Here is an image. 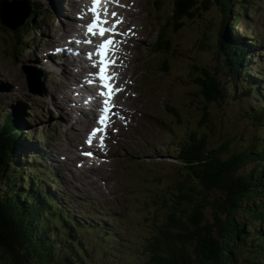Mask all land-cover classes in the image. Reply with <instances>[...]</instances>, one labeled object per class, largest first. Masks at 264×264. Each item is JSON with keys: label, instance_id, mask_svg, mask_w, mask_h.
Wrapping results in <instances>:
<instances>
[{"label": "trees", "instance_id": "obj_1", "mask_svg": "<svg viewBox=\"0 0 264 264\" xmlns=\"http://www.w3.org/2000/svg\"><path fill=\"white\" fill-rule=\"evenodd\" d=\"M250 10L244 0H172L174 31L198 36V56L189 61L177 83L187 86L177 106L185 117L188 112L189 122L186 118L184 125L190 132L173 156L183 165L171 164L158 180L161 186L145 203L151 215L136 252L144 264H264V139L255 137L246 150H238L226 137L228 129L238 130L228 103L239 93V86L246 82L247 94L256 93V79L243 72L263 76L247 69L251 49L261 40L253 37L250 43L244 39L233 43L234 26L241 14L247 19ZM169 110L175 114L174 107ZM259 115L252 122L262 128L264 114ZM1 125L0 264H84L90 255L83 230L94 238L95 232L102 241L103 264L119 259L125 264L127 257L135 256L123 250L126 241L118 232L112 235L111 229L112 218L127 215L129 208L109 210V227L70 216L71 207L54 204L37 187V177L32 185L21 176L19 166L27 162L21 157L23 133L12 119L7 128ZM251 163L254 166L245 169ZM238 211L250 215L258 227L239 220ZM245 242L255 249V256L240 261L237 251Z\"/></svg>", "mask_w": 264, "mask_h": 264}, {"label": "rangeland", "instance_id": "obj_2", "mask_svg": "<svg viewBox=\"0 0 264 264\" xmlns=\"http://www.w3.org/2000/svg\"><path fill=\"white\" fill-rule=\"evenodd\" d=\"M31 1L33 3L45 2V0ZM47 1L49 2V6L54 8L56 0ZM136 1L139 13H137L131 22L132 25H137L140 28V32H144L142 19L145 20L146 16L149 15L150 20H153L157 15L164 14V12L163 10L156 9L157 6L154 2L157 0ZM164 1L167 7H171V0ZM244 1L251 5V10L247 15V19L249 18V20L247 21L245 15L241 14L242 18L239 19L238 24L234 27V35L235 38H246L245 40H247V42L251 41L250 39H253V37L261 39V44L251 49L252 58L251 62L248 63V67L251 70L253 68L261 69L262 67L264 68V5L260 0ZM59 4L62 6L61 0ZM59 4L56 13L48 11L50 16L49 25L42 29L41 34L35 35L33 31L30 30L24 33L25 39H19L18 29H7L1 24L0 20V114L3 115L7 112L5 116L3 115L4 119H6L8 116L13 115L14 112H18L16 116L17 119H19L20 122H26L22 123L21 127L24 129L23 149H27L29 152L34 143H45L41 131L47 135L49 132V130H47L48 127H50V129L58 127L60 131L57 137L53 136V145L71 139L77 141L81 146L82 139L88 129V127H86L87 129L85 128L83 130L80 138L73 136L75 130L80 127V125L78 126V123L74 121L75 117L72 118L73 120L70 124H67L62 118L58 108L54 105H48L46 102V100H52L54 98H52V94L50 95V90L48 91L47 88V79L45 78V66L43 62L44 53L41 47H44L45 44L50 42L48 38L49 35L46 34L49 30L51 34L54 35L53 32L58 22V10H61ZM76 4L77 3H75V5ZM69 8L70 7L67 9L72 11ZM63 9L65 11L61 13L60 19L62 23L64 22V24H67L66 13L68 15L69 11L66 10V7L62 8V10ZM168 11L170 13V8ZM168 11L166 10V12ZM214 14L217 15L216 12H214ZM73 16L75 17V13ZM68 23H72V21L68 20ZM60 26H62V24ZM173 34H175L173 35L175 57L172 60V73L170 76L164 77L160 75L158 71H155L153 74V81L156 87L152 89L132 86L135 89L134 95H129L128 102L137 110L136 115L138 116L134 115L130 122V128L123 130L120 147L112 152V158L107 163L101 164L97 173L93 170L89 173L87 170V180L83 179L81 184L73 181L70 184L67 183V187L59 186L56 188L58 195H65L66 201L75 207L76 211L79 213L78 216L84 217L85 219L90 217L89 215L93 217L91 208L111 209L114 212H124L125 208H129L127 215L112 218L113 229L119 233L124 241H126V244H123V250H129L135 254L133 257H127L125 264H144V260L136 256V252L143 244L142 242L146 235L145 229L147 227V220L151 215L145 203L150 198V195H152L155 187L161 186L158 180H161V177L165 175V171L166 173L168 172L171 164L179 165L173 158L175 155L174 152L168 149L169 141L174 136L177 139L180 137L184 138L185 134L187 135L190 132H187V128L184 125L186 118L189 122V114L185 110V117L184 112L179 110L177 106L179 97L182 95V92L186 93L187 86L184 89V87H178L177 83L178 80L184 78L186 66L189 61H195L198 56V48L195 46V41L198 36L187 30H180ZM68 37L70 36L67 35L62 37L61 42L65 43L64 40ZM16 44L24 48L23 52L19 54L16 53ZM38 44L41 45L40 50L39 47H37L39 46ZM31 50H33L31 56L29 55L31 59L27 56L26 58L29 60H25V55ZM32 61H35L36 65H33ZM22 65H26L30 68H43V70H38L39 73L42 74L43 79V88H40L41 90L39 89L40 96L34 95L28 90L24 83L25 77L22 73ZM192 67L194 66H191V68ZM193 69L194 68L191 70ZM261 72L264 74V70ZM246 75L248 74L244 72V76ZM58 76L59 75L53 77L52 83H54V88H57V83L55 81L58 79ZM254 79H256L255 86H260L264 90V76L260 77L261 80L255 77ZM249 89V86L244 82L238 88L239 93L228 103L229 108L234 113V118L238 124V130L228 129L226 131V137L227 140L232 143L233 148L238 150H246L247 147L253 143L255 137L264 139V127L258 128L254 122H252V118L257 120L261 118L259 113H261V115L264 114V102L262 101L264 100V96L261 95L258 89H255V94L248 95L247 92ZM65 96L69 97L66 92ZM71 96L74 97V94ZM163 96L177 108L175 114L173 113L171 115L162 109V104L159 100ZM10 98L14 99L15 104L10 105L7 103ZM123 99H127V95H124ZM32 113L37 117L35 122H32L31 118L27 119L29 114ZM177 114L179 115L178 117H176ZM73 115L76 116V119L79 117L77 113H73ZM145 115L146 119L144 124H140L143 119L142 117ZM2 120L3 117L0 116V123ZM262 125L264 126V123H262ZM131 127L134 128L133 131H131ZM169 132L172 135H170ZM49 146L50 144H46V151H49ZM127 155L144 159L143 161H145L146 165L150 166L151 170L145 172L146 175H144L143 171L139 170L135 164H130L125 161ZM138 162L140 165H144L141 160ZM31 165L36 166L41 164L33 161L30 163L25 162L23 165L19 166L21 176L24 175L25 171H29V166ZM253 166L254 163L248 164L245 169H250ZM109 170L112 176L107 184L103 185L99 180L93 183L95 179L103 176L102 173H104V176L107 175ZM83 210L87 213H84ZM105 213H107V211H105ZM94 217L97 219L99 218L97 215H94ZM236 217L239 220L249 223L250 227H258L256 221L243 211H238ZM248 221H251V223ZM107 223L109 224V222ZM139 227H143V229L141 238L137 240L140 237ZM92 236V234H89L85 230L82 231V237L88 242V254L90 255V257L84 259V264H103L105 261V254L101 248L102 241ZM254 250L255 249L251 247L250 243L245 242L237 251L240 261L253 258L255 256ZM122 257H125V255ZM112 264H122V262L119 259L114 260Z\"/></svg>", "mask_w": 264, "mask_h": 264}, {"label": "snow or ice", "instance_id": "obj_3", "mask_svg": "<svg viewBox=\"0 0 264 264\" xmlns=\"http://www.w3.org/2000/svg\"><path fill=\"white\" fill-rule=\"evenodd\" d=\"M100 5H101V0H92V8L89 9V11L92 12L94 19H93L92 23H90L87 26V32L93 36L99 34L101 37H104L106 33L111 34L112 36L119 34L115 31V28L118 26V24L120 22H118L117 25H113L112 28L103 27V25H106L108 23V21L106 19L102 18L101 11H100ZM104 15H107L106 11H105ZM116 15H117L116 13H112L113 18H115ZM120 35H122V34H120ZM86 42L92 43L91 41H86ZM114 43H115L114 40L109 39L105 43L97 45V51L95 53L96 56L100 57V59L97 62L98 65L100 66L98 74H97V78L99 81L103 82L101 85V87H103V88H109L110 89L112 87L108 83V80L110 79V77H108L106 75V72H107L108 68L112 64H114V61L109 62L107 60L108 50H109L110 46H112ZM57 51H60V50L58 49ZM72 54L79 55L78 52H74ZM92 55H93L92 53H89L88 58L91 59ZM92 67H97V64H93ZM97 95L101 96V97H105V99L102 101L101 107H100V112L104 113V115L102 117L100 115L97 116V123L98 124H104L107 121V114L106 113H107V105L109 104L110 93L98 92ZM90 135L95 136L96 131L94 130ZM86 142L89 145L92 144L91 139H89ZM100 145L103 146V139L102 138L100 140ZM84 155H92V153H84Z\"/></svg>", "mask_w": 264, "mask_h": 264}, {"label": "bare ground", "instance_id": "obj_4", "mask_svg": "<svg viewBox=\"0 0 264 264\" xmlns=\"http://www.w3.org/2000/svg\"><path fill=\"white\" fill-rule=\"evenodd\" d=\"M59 4V3H58ZM59 6L61 7V5L59 4ZM66 7V10L69 11L67 8L70 7L69 9L72 11H69V14L67 16V24L70 25V23H68V20L72 21L71 24H73L74 28L73 30L68 33V35H79L80 34V30H81V26H82V19L78 18V14L82 13L83 14V19L86 18V14L84 13L85 11V3L84 2H78L75 5V2L71 1V0H62V8ZM73 8V9H72ZM65 11V10H64ZM75 13V17L73 16V14ZM77 14V15H76ZM72 17V18H71ZM1 23H3V18L0 17ZM63 28V27H62ZM65 41V40H64ZM28 43V42H27ZM39 45V44H38ZM28 57H30L28 55ZM75 66V67H74ZM84 74V69L82 66H78L76 64H71V67H69V70H64L62 69V72L59 74L58 79H56V83H57V87L60 85V83H65L66 81H74L77 80L78 78L82 77ZM63 77V78H62ZM53 80V79H52ZM53 82V81H52ZM52 85L54 86V83H52ZM83 115H88L86 116L87 119H83L80 118L78 120V124L80 125V127L78 129L75 130L74 132V136H76L77 138H79L82 135L83 129L85 127H87L88 124H90L92 122L93 119V114L92 111H85L82 113ZM75 115V114H74ZM136 115V114H135ZM138 116V115H136ZM74 117V116H73ZM140 117V116H139ZM143 118V117H142ZM141 119V118H140ZM73 120V119H72ZM75 121V120H74ZM133 122V121H132ZM144 123V119H142L141 124ZM87 129V128H86ZM98 175V174H97ZM100 176V175H98ZM115 184V183H114ZM96 192V191H95ZM122 204V203H121ZM117 211V210H116ZM119 212V211H118Z\"/></svg>", "mask_w": 264, "mask_h": 264}, {"label": "water", "instance_id": "obj_5", "mask_svg": "<svg viewBox=\"0 0 264 264\" xmlns=\"http://www.w3.org/2000/svg\"><path fill=\"white\" fill-rule=\"evenodd\" d=\"M4 2H5V7H4V9H2V14L0 15V17H2L3 18V23H5V24H7L8 26H10L11 28H16L18 25H21L22 24V22H23V20L22 21H19V19H17V21H13V22H11V21H8L7 20V18L6 17H4V10L8 7V6H11V5H15V4H17V2H13V3H11V4H8V2H6V0H3ZM24 1H28V0H24ZM21 6H23V5H21Z\"/></svg>", "mask_w": 264, "mask_h": 264}]
</instances>
